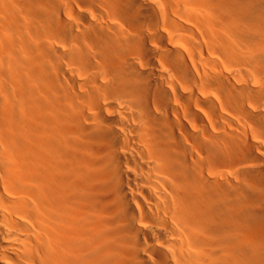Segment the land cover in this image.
<instances>
[{"label": "bare ground", "instance_id": "obj_1", "mask_svg": "<svg viewBox=\"0 0 264 264\" xmlns=\"http://www.w3.org/2000/svg\"><path fill=\"white\" fill-rule=\"evenodd\" d=\"M0 264H264V0H0Z\"/></svg>", "mask_w": 264, "mask_h": 264}]
</instances>
